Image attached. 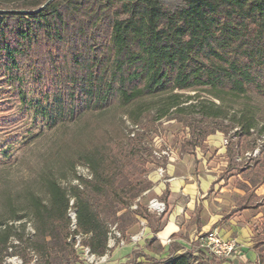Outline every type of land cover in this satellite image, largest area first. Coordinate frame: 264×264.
Returning a JSON list of instances; mask_svg holds the SVG:
<instances>
[{
	"label": "trees",
	"instance_id": "obj_1",
	"mask_svg": "<svg viewBox=\"0 0 264 264\" xmlns=\"http://www.w3.org/2000/svg\"><path fill=\"white\" fill-rule=\"evenodd\" d=\"M46 1L0 2L1 10L26 11L0 12V84L28 116L32 134L112 108L135 126L146 118L186 122L183 152L231 126L240 138L252 135L251 97L264 100V0ZM112 141L104 132L77 147L94 173L91 181L79 177L81 184L100 195ZM43 187L49 213L65 227L74 199L77 232L104 254L108 223L79 186L67 190L49 178ZM29 201L37 214L48 209L36 196ZM139 209L132 212L149 218ZM11 228L0 231L2 244ZM217 261L197 249L158 263Z\"/></svg>",
	"mask_w": 264,
	"mask_h": 264
},
{
	"label": "rangeland",
	"instance_id": "obj_2",
	"mask_svg": "<svg viewBox=\"0 0 264 264\" xmlns=\"http://www.w3.org/2000/svg\"><path fill=\"white\" fill-rule=\"evenodd\" d=\"M13 1L0 0L8 5ZM9 91L8 87L0 84V121L5 129L0 132V231L7 224L12 226L7 242L2 244L0 241V264L8 255L19 257L22 264H31L33 259L34 264H82L77 250L68 241L73 233L70 224L65 227L52 211L49 213L48 195L43 187L49 178L57 179L67 190L78 185L85 199L96 207L108 227L115 225V230L124 240H128L127 233L137 222L130 205L143 198L156 184V169L162 167L166 159L164 155L159 157L158 152L165 150L170 156L175 151L183 152L181 141L187 135L186 122L175 118L154 122L146 118L135 126L127 121L121 110L111 108L36 135L30 132L28 116L19 109ZM251 102L256 107L257 126L252 130V135L240 138L237 143L240 165L253 164V167L248 166L244 170L246 179L253 187L264 180V147L258 158L248 160L246 153L254 149L256 139L264 134V100L253 96ZM223 125H227V122L224 121ZM234 131L231 126L226 129V134L214 132L205 139L207 143L198 144V151H203L207 146L220 145L222 137L230 139ZM104 132L111 135L114 150L104 154L106 170L98 182L102 191L100 195L81 184L79 177L91 181L94 173L80 159L77 147L88 144L92 136ZM191 148L187 146L186 150ZM33 196L39 198L48 209L37 214L29 201ZM263 196L264 193L259 199L261 203H264ZM144 204L141 205L143 209ZM69 209L76 210L71 197L67 213ZM153 217L149 216L154 222ZM263 231L262 227L259 232ZM260 239L263 241L264 236ZM142 247L141 244L139 248ZM114 248L110 249L105 264H141L129 254L116 257L114 254L119 250L113 251ZM262 250L260 259L264 264V245ZM144 261L148 260L144 258Z\"/></svg>",
	"mask_w": 264,
	"mask_h": 264
},
{
	"label": "crops",
	"instance_id": "obj_3",
	"mask_svg": "<svg viewBox=\"0 0 264 264\" xmlns=\"http://www.w3.org/2000/svg\"><path fill=\"white\" fill-rule=\"evenodd\" d=\"M239 139L236 135L230 139L223 136L220 145L207 146L203 151H198V147L190 152L175 151L164 159L161 168L168 180L156 174V184L139 199L138 205L156 197L165 202L166 212L161 216L149 213L154 222L135 215L137 222L127 233L128 240L114 248L113 251L119 250L114 255L129 254L138 263L159 264L167 257L196 251V239L215 229L223 238L235 239L239 246L232 259L217 262L261 264L264 240L258 239L264 236V231L259 232L264 228V203L259 199L264 193V180L251 187L246 179L244 170L253 164L240 165ZM140 219L146 224L145 235L132 243L129 236L138 230ZM141 244L144 247L139 248Z\"/></svg>",
	"mask_w": 264,
	"mask_h": 264
},
{
	"label": "built area",
	"instance_id": "obj_4",
	"mask_svg": "<svg viewBox=\"0 0 264 264\" xmlns=\"http://www.w3.org/2000/svg\"><path fill=\"white\" fill-rule=\"evenodd\" d=\"M227 143V140H224V144ZM254 149L246 153L247 159H255L260 155L262 148L264 147V134H260L253 144ZM159 157L165 156L166 158L170 157V154L161 150ZM156 174L164 181H167L168 178L164 176V169L159 167L156 169ZM139 200L135 201L134 204L130 205L132 211L139 209ZM146 213L153 214L155 216H161L167 210V205L164 201L159 200L156 197L149 198L145 204ZM76 210H68L67 217L70 221V230L73 232L71 238H68V241L71 242L73 248L77 250L82 264H105L109 257L110 249L116 246H121L125 243L122 235L115 230V225H113L108 230V239L106 244V251L104 254L98 255L89 249V246L82 242L87 236L77 232L76 221H75ZM145 221L139 220V228L135 231L134 234L129 236V241L135 243L144 237ZM197 249L203 252L206 256H213L217 260H230L239 250V246L234 239H225L222 237L219 232L215 229L206 231L205 234L200 235L196 239ZM10 250V248H8ZM35 259L32 260L31 264H34ZM2 264H22V260L15 255H8L2 262Z\"/></svg>",
	"mask_w": 264,
	"mask_h": 264
},
{
	"label": "water",
	"instance_id": "obj_5",
	"mask_svg": "<svg viewBox=\"0 0 264 264\" xmlns=\"http://www.w3.org/2000/svg\"><path fill=\"white\" fill-rule=\"evenodd\" d=\"M48 1H49V0H48ZM48 1H46V2L44 3V5H45L46 3H48ZM44 5H42V6H44ZM42 6H41V7H42ZM41 7H39L38 9H40ZM38 9H36V10H38ZM11 11H13V12H26L25 10H17V11H16V10H3V9L1 10V9H0V12H11Z\"/></svg>",
	"mask_w": 264,
	"mask_h": 264
}]
</instances>
